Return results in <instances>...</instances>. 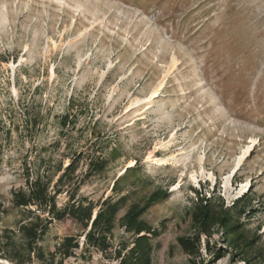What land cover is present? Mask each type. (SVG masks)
Listing matches in <instances>:
<instances>
[{
	"label": "rangeland",
	"instance_id": "rangeland-1",
	"mask_svg": "<svg viewBox=\"0 0 264 264\" xmlns=\"http://www.w3.org/2000/svg\"><path fill=\"white\" fill-rule=\"evenodd\" d=\"M98 157L107 168L84 178ZM72 160L77 183L57 209L67 192L101 203L126 169L120 194L137 191L127 205L167 194L143 216L162 230L152 264H187L176 239L193 232L197 195L239 200L233 218L255 238L252 252L213 263L221 233L201 237L202 264H264V0H0V264H118L70 219L53 220L33 251L18 232L38 212L14 208L12 192L27 175L54 189ZM126 209L114 248L129 241ZM66 237L79 249L63 259Z\"/></svg>",
	"mask_w": 264,
	"mask_h": 264
},
{
	"label": "trees",
	"instance_id": "trees-1",
	"mask_svg": "<svg viewBox=\"0 0 264 264\" xmlns=\"http://www.w3.org/2000/svg\"><path fill=\"white\" fill-rule=\"evenodd\" d=\"M67 116L64 117L62 126H65ZM108 161L98 157L91 159L87 165L84 178L103 172L107 168ZM77 169V161H70L62 172L54 189L49 190L51 182L36 175L31 179L27 175L25 180V189H19L12 192V205L16 209H26L33 207L35 210H28L31 216L35 211L38 215L27 218L26 222L21 224L18 232L24 239L29 250L33 251L37 241L47 232L48 226L53 220L63 221L70 219L72 222L80 225L83 230L84 245L100 252L107 258H113L118 264H152V252L156 240L161 235L162 230L150 227L143 219L145 212L152 205L159 202L161 198H167V194L153 192L139 201L128 203L132 194L137 191H131L126 195H121V185L128 181L129 169L124 170L121 176L115 179L110 188L111 195L107 196L101 203L95 205L91 202L84 203L75 201V193L67 192L68 200L59 209L56 207L55 199L61 194V188L66 184H75L73 175ZM132 174H136L133 171ZM239 200L235 202L232 208H224L222 201L206 198L197 195L191 205L190 221L192 226L191 236H180L176 239L177 245L184 254L187 255V264H202L200 239L204 237L208 240L213 232H219L225 249H218L213 255V263L222 259L230 251L232 257L248 254L253 251L255 238L251 239L248 231L243 229L238 221H235L234 212L240 205ZM127 206L126 211L119 219L120 227L123 229L124 237L129 241L122 239L117 244V248L111 243L112 232L118 214ZM245 209L239 212L244 214ZM39 213H46L48 219H42ZM95 213L94 218L93 214ZM34 247V248H32ZM79 249L77 239L66 237L58 245L57 251L60 252L63 259L73 256V252ZM113 250V251H112ZM249 251V252H248ZM234 253V254H233ZM42 258V257H41ZM242 259L249 263L253 257Z\"/></svg>",
	"mask_w": 264,
	"mask_h": 264
},
{
	"label": "bare ground",
	"instance_id": "bare-ground-1",
	"mask_svg": "<svg viewBox=\"0 0 264 264\" xmlns=\"http://www.w3.org/2000/svg\"><path fill=\"white\" fill-rule=\"evenodd\" d=\"M156 93H157V90H154V91L152 92V94H151V95L148 97V99L146 100L147 103H151V102H153L154 98H156Z\"/></svg>",
	"mask_w": 264,
	"mask_h": 264
},
{
	"label": "water",
	"instance_id": "water-1",
	"mask_svg": "<svg viewBox=\"0 0 264 264\" xmlns=\"http://www.w3.org/2000/svg\"><path fill=\"white\" fill-rule=\"evenodd\" d=\"M94 216H95V213L93 214V217L92 218H94Z\"/></svg>",
	"mask_w": 264,
	"mask_h": 264
}]
</instances>
